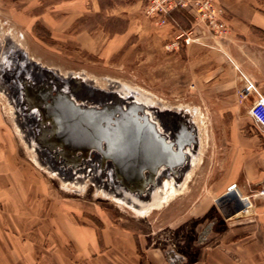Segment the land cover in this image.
I'll return each instance as SVG.
<instances>
[{
    "label": "crops",
    "instance_id": "0c3cea01",
    "mask_svg": "<svg viewBox=\"0 0 264 264\" xmlns=\"http://www.w3.org/2000/svg\"><path fill=\"white\" fill-rule=\"evenodd\" d=\"M217 2L226 12V36L217 39L198 25L193 41L188 46L178 41L174 53L184 50L189 55L196 93L221 103L218 112L230 119L228 157L222 177L213 184L215 190L225 186L213 198L220 219L215 216L205 230H197L195 241L184 252L161 254L160 249L144 245L130 231L134 227L67 207L65 195L26 161L0 116V264H264V206L255 204L264 185V130L248 114L256 94L241 102L237 97L247 82L264 97V0ZM143 3L0 0V5L15 7L14 15L42 23L53 47L66 57L91 55L103 61L124 44L134 47L138 38H157L165 48L187 32L182 22H190V14L175 11L166 25L157 28L143 15ZM42 5V11L34 12ZM19 6L27 8L20 11ZM92 14L125 22V28L84 27ZM246 213L253 219H241Z\"/></svg>",
    "mask_w": 264,
    "mask_h": 264
},
{
    "label": "rangeland",
    "instance_id": "374dc122",
    "mask_svg": "<svg viewBox=\"0 0 264 264\" xmlns=\"http://www.w3.org/2000/svg\"><path fill=\"white\" fill-rule=\"evenodd\" d=\"M18 8L23 11L27 7ZM44 8V5L38 6L34 12ZM14 13V6L0 5V116L22 147L26 161L54 183L65 195L66 206L72 211L97 215L104 222L117 219L122 227L132 226L134 229L130 231L144 245L160 249L161 254L165 250L184 252L185 247H191L197 230H205L215 216L221 217L214 213L213 198L215 193L223 192L225 186L222 190H215L213 184L222 177L228 157L230 119L218 112L221 103L196 93L189 55L184 50L175 55L178 46L161 47L157 38L154 41L138 38L134 47L124 44L104 61L91 55L68 58L60 48L53 47L42 23ZM82 24L87 28L103 27L110 31L123 30L126 25L95 14L88 16ZM182 26L188 28L187 32L197 27L193 19L183 21ZM179 41L183 43L182 39ZM15 55H23L24 61L34 69H49L63 78H80L92 89L113 91L122 98L129 96L130 91L133 93L130 96L132 102L143 106L148 119L158 125H162L165 114L181 120L187 115V121L196 129L198 146L195 154L189 155L190 167L181 182L176 184L172 176H167L151 192L145 190L138 194L130 193L119 182L103 177L90 160L75 168L50 167L44 153L29 145L26 120L11 101L12 91L2 77V65L7 61L13 66L11 57ZM176 59L179 62L176 63ZM97 102L81 103L97 105ZM255 204L264 206L261 197L255 200ZM148 207L153 209L146 213ZM142 211L144 213L140 214ZM241 219L252 220L253 214L246 213Z\"/></svg>",
    "mask_w": 264,
    "mask_h": 264
},
{
    "label": "water",
    "instance_id": "95a60500",
    "mask_svg": "<svg viewBox=\"0 0 264 264\" xmlns=\"http://www.w3.org/2000/svg\"><path fill=\"white\" fill-rule=\"evenodd\" d=\"M11 58L13 66L6 61L2 77L12 91L11 101L26 120L27 136L50 167L75 168L90 160L109 181L142 194L157 167L163 166L173 177L175 169L189 161L184 147L197 149L193 127L175 116L162 123L175 134L168 142L143 106L84 86L81 79L66 80L49 69H34L23 55ZM91 100L97 105L81 103Z\"/></svg>",
    "mask_w": 264,
    "mask_h": 264
},
{
    "label": "built area",
    "instance_id": "2783aa9c",
    "mask_svg": "<svg viewBox=\"0 0 264 264\" xmlns=\"http://www.w3.org/2000/svg\"><path fill=\"white\" fill-rule=\"evenodd\" d=\"M182 11L192 16L195 26L203 25L210 36L222 39L229 30L225 9L217 0H144L142 5L143 15L150 19L154 25L162 27L169 21L171 13ZM193 31L179 35L172 47L178 46V41L183 40L185 45L193 41ZM256 94L248 114L264 130V97L258 95L252 82L237 92L239 101ZM259 196L264 202V185L259 191Z\"/></svg>",
    "mask_w": 264,
    "mask_h": 264
},
{
    "label": "flooded vegetation",
    "instance_id": "af4514ba",
    "mask_svg": "<svg viewBox=\"0 0 264 264\" xmlns=\"http://www.w3.org/2000/svg\"><path fill=\"white\" fill-rule=\"evenodd\" d=\"M148 116V114H147ZM150 119V118H149ZM152 123H154L156 125V130L157 132L168 142H173V139H174V133H172L170 130L164 128L162 125H158L156 122H154L152 119L150 120ZM186 123V122H185ZM187 151V152H186ZM183 152L188 154V155H193L192 152L190 151V148L188 147H184L183 149ZM198 154V153H197ZM189 162V161H188ZM186 170L184 171L182 177H180V172L183 171V169ZM188 169V163L187 164H184L182 167H177L175 169L176 171V174L173 176V177H177L178 179H182L184 177V174L186 173ZM163 171H165V173H162ZM142 176L144 179H148V172L146 170H144L142 172ZM168 176V173H167V170L166 168H164L163 166H159L157 167V169L155 170L153 176H152V182L151 183H148V185H146L144 187V191L147 190V191H150L153 190L154 188H156V186H159L160 183H162V181L164 179H166V177ZM154 197V195H153Z\"/></svg>",
    "mask_w": 264,
    "mask_h": 264
},
{
    "label": "bare ground",
    "instance_id": "6f19581e",
    "mask_svg": "<svg viewBox=\"0 0 264 264\" xmlns=\"http://www.w3.org/2000/svg\"><path fill=\"white\" fill-rule=\"evenodd\" d=\"M1 70H2V67H1ZM77 77H75V76H72V77H69V78H64V79H66V80H74V79H76ZM78 79H80V78H78ZM80 83H82L84 86H87L86 84H85V82L83 81V80H81L80 81ZM129 91V90H128ZM127 91V92H128ZM129 93V96L128 95H126V99L125 98H122V97H118V95L115 93V92H113V91H111V92H108V94L109 95H114L115 97H117V98H119V99H121L122 101H124V102H128V103H133L132 102V100H131V95H133V93L132 92H128ZM136 104V103H135ZM138 105V104H137ZM146 114V113H145ZM147 116V115H146ZM171 115L170 114H165V115H163L162 116V123H163V121H164V119H166V118H169ZM148 117V116H147ZM185 120H183V121H185L187 124H189V125H191L192 127H193V129H194V131H195V134L197 133L196 132V129H195V127L191 124V122L190 121H187L188 120V116L187 115H185ZM150 120V119H149ZM201 132V131H200ZM199 132V136H200V138H201V133ZM25 133L27 134V130L25 129ZM196 139H197V136H196ZM27 141H28V143H29V145H31V146H34V144H32V142L30 141V138L27 136ZM190 151L192 152V154H195V151H196V149L194 150V149H190ZM189 156V155H188ZM189 160H190V157H189ZM189 164V163H188ZM189 165H188V169H189ZM188 169H187V171H188ZM186 171V172H187ZM186 174V173H185ZM184 174V175H185ZM168 175H169V173H168ZM169 176H171V175H169ZM173 179H174V181L176 182V184L177 183H180L181 182V180L183 179H180V181H178L179 179L177 178V177H173ZM232 193H233V195H235L236 193H235V191H232ZM134 200V199H133ZM148 209L149 210H145V212L147 213V212H149L151 209H153L152 207H148ZM140 214H143L144 213V211H142V212H139ZM145 213V214H146Z\"/></svg>",
    "mask_w": 264,
    "mask_h": 264
}]
</instances>
